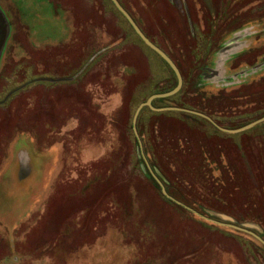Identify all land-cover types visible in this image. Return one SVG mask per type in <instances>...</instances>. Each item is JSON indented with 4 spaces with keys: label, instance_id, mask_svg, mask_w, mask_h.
<instances>
[{
    "label": "rangeland",
    "instance_id": "rangeland-1",
    "mask_svg": "<svg viewBox=\"0 0 264 264\" xmlns=\"http://www.w3.org/2000/svg\"><path fill=\"white\" fill-rule=\"evenodd\" d=\"M57 1L60 9H70L71 41L11 58L0 78V99L34 75L67 81L93 56L102 70L98 86L83 85L90 65L64 82L78 84L67 88L73 90L71 103L58 102L71 106L78 128L39 136L40 148L57 145L59 151L38 188L48 187L45 194L32 200L24 194L37 195L42 169L20 195L21 210L34 208L15 235L35 249V257H28L37 264H264V251L252 239L178 207L145 176L148 166L156 167L176 200L264 238V122L238 134L217 128L239 130L264 118V66L257 70L264 64V0H118L183 77L181 91L153 107L199 112L215 123L143 109L137 131L148 166L133 131L134 115L151 96L175 88L174 72L111 0ZM107 83L113 87L106 93ZM99 87L102 98L117 94V102L105 103L104 110V102H94ZM45 104L38 110L48 114ZM56 113L52 125L61 130L63 114ZM6 169L0 168V177ZM2 188L0 183V197ZM13 190L8 183L4 191Z\"/></svg>",
    "mask_w": 264,
    "mask_h": 264
},
{
    "label": "crops",
    "instance_id": "crops-1",
    "mask_svg": "<svg viewBox=\"0 0 264 264\" xmlns=\"http://www.w3.org/2000/svg\"><path fill=\"white\" fill-rule=\"evenodd\" d=\"M60 7L62 5L57 0H0V76L11 55L5 49V43L9 37L10 43L18 42V49L14 54L19 59L24 56L29 57L32 53L36 54L63 47L71 41L74 23L69 16L70 9H67L68 6L61 9ZM92 58L95 59L94 56ZM92 58L85 61L83 66L73 72L70 78H67L69 75L66 76L67 81L64 82L72 80L86 65H90L88 71L86 70L87 73L82 77L83 85L95 82L94 85L98 86L100 83L97 81V76L102 69H97L98 66L93 63ZM44 77L47 76L43 75L42 78L37 76L32 84H26L21 91L8 97L7 101L0 107V168H7L4 175L0 177V183L4 184L0 197L3 214L0 216L8 221L6 223L0 217V231H2L0 234V264H26L23 261L24 258L34 259L32 263L37 264V258L28 257V255L35 257V249H29L25 241L15 237L18 230L24 225L22 224L23 218L25 216L30 218L34 211L30 203V206L29 204L27 206H29V210L32 209L31 211L21 210L24 198L20 195L26 188L25 185L29 182L34 183L36 173L38 176L43 169V175L37 180L38 189L45 179L47 169L52 166L55 167L57 164L59 147L54 145L40 148L39 136L57 133L69 134L79 126V122L70 114L72 112L71 106L61 107L58 104L61 99H63L61 103L64 102V99H67V103L73 101V90L67 91V88H70L68 86H73L69 84L73 83L58 82L53 76ZM77 86L78 84L73 88ZM99 89L103 95L100 90L96 91L97 94L92 92L95 93L93 95L95 103L104 102L101 105L103 110L105 103L115 104L117 102L115 99L117 94L111 93L107 98H102L101 96H105V89L103 90L101 87ZM37 92H44L45 97L43 98L40 94L37 95ZM80 92L81 89L78 90L77 94L80 95ZM59 94L64 96L59 97ZM37 100H41L42 104H37ZM45 103H49L48 114L38 110L39 108L42 110V107L47 105ZM58 110L63 114V116L60 115V118L63 119L60 121L63 123L61 130H57V127L52 125V122L56 118L58 119L56 113ZM44 117H47L51 123ZM8 183H11L14 189L11 192L4 191ZM47 189L48 187L45 191L38 189L37 195L34 194L30 197L29 194H24L29 200L36 198V196L39 199ZM25 201L27 202V200ZM17 202L19 204L16 205ZM19 212L21 213L20 217H18ZM14 217L18 219H14ZM10 221L20 222L11 223Z\"/></svg>",
    "mask_w": 264,
    "mask_h": 264
},
{
    "label": "water",
    "instance_id": "water-1",
    "mask_svg": "<svg viewBox=\"0 0 264 264\" xmlns=\"http://www.w3.org/2000/svg\"><path fill=\"white\" fill-rule=\"evenodd\" d=\"M111 1L114 4V6L116 7V9L126 18L128 23L131 25V27L133 28L135 33L138 35V37L143 41V43L147 47H149L151 50H153L156 54H158L168 64V66L175 73L177 81H178V84H177L175 89H173L170 92L164 93V94H156V95L151 96L145 103H142L137 108V110L135 112L134 119H133V131H134L135 137H136V139L138 141V144L140 146V150L142 152V156H143L144 161H145V157L143 155V146H142L141 139H140L138 131H137V120H138V117H139V115H140V113H141V111L143 109L150 108L151 110L156 111V112H162V111L182 112V113H187V114L194 115V116L203 118L205 120H208L209 122H211L214 125H215V123L211 120V118H209V117H207V116H205V115H203L201 113L195 112V111L181 109V108L156 109V108L153 107V102L154 101L159 100V99H169V98H172L175 95H177L181 91V89L183 87V77L181 75L180 70L178 69V67L176 66L174 61L170 58V56L167 55L163 50H161L157 45H155L149 38H147V36L139 28L137 23L134 21V19L131 17V15L125 10V8L120 4V2L118 0H111ZM263 122H264V118L260 119L259 121L255 122V123H253L251 125H248V126L242 128V129L234 130V131L225 130V129L217 127V126L216 127L221 132H224V133H227V134H238V133L243 132L245 130L251 129L255 125H259V124H261ZM145 163H146V161H145ZM146 164L148 166V163H146ZM148 169H149V172L152 175V177L156 180V182L161 187L163 195L169 201L177 204L178 206H181L182 208L186 209L187 211L191 212L192 214L202 218L203 220H205V221H207L209 223H212L214 225H217V226H220V227H223V228H229V229L244 233L246 235H249V236L253 237L255 240H257L262 246H264V239L261 238V236H259L258 234L254 233L251 228L246 227V226L239 227V226H236L235 224H228V223H225V222H218L216 220L210 219L208 217H205V216L199 214L198 212H196L193 209L187 207L183 203L177 201L176 199H174L173 197H171L168 194L164 184L156 176V174L154 173V170L150 166H148Z\"/></svg>",
    "mask_w": 264,
    "mask_h": 264
},
{
    "label": "flooded vegetation",
    "instance_id": "flooded-vegetation-1",
    "mask_svg": "<svg viewBox=\"0 0 264 264\" xmlns=\"http://www.w3.org/2000/svg\"><path fill=\"white\" fill-rule=\"evenodd\" d=\"M16 42V43H15ZM11 44V45H10ZM5 49H7V51H9L10 53H11V55H10V58H9V61L7 62V65L5 66V69L3 70V72H2V74H1V76H0V78L3 76V73L5 72V70H6V68L8 67V65L10 64V59L11 58H14V59H19L14 53L17 51V49H18V42L17 41H14V42H12V43H10V37L9 38H7V41H6V43H5ZM30 57V56H29ZM22 59V58H21ZM21 59H19V60H21ZM261 66H259L258 68H257V70H258V72H260L261 70H262V67L264 66V64H260ZM264 69V68H263ZM35 77H33V80H32V82H29V83H27V85H29V84H32L36 79H37V75H34ZM26 84H24L23 86H20V88H18V89H14V90H12V91H10L8 94H6V97H4L1 101H0V104H3V103H5L6 101H7V99H8V97H10V96H12V95H15L17 92H19V91H21L22 89H23V87L25 86ZM253 231V230H252ZM262 238V237H261Z\"/></svg>",
    "mask_w": 264,
    "mask_h": 264
},
{
    "label": "trees",
    "instance_id": "trees-1",
    "mask_svg": "<svg viewBox=\"0 0 264 264\" xmlns=\"http://www.w3.org/2000/svg\"><path fill=\"white\" fill-rule=\"evenodd\" d=\"M122 15V14H121ZM143 42V41H142ZM166 63V62H165ZM167 64V63H166ZM168 65V64H167ZM171 69V68H170ZM172 70V69H171ZM175 74V73H174ZM176 76V75H175ZM177 84H178V81L176 82V85H175V88H176V86H177ZM104 86H106V87H104V89H105V91L106 92H110V90L112 91V84L111 85H108V83L107 84H104ZM108 88H110V90L108 89ZM174 88V89H175ZM173 98V97H172ZM169 99H171V98H169ZM159 100H162V99H159ZM165 100V99H164ZM157 101V100H156ZM155 102V101H154ZM153 102V103H154ZM182 109V108H181ZM168 112H172V111H168ZM199 113V112H198ZM185 114H187V113H185ZM188 115H190V114H188ZM194 116V115H193ZM197 117V116H196ZM138 142V141H137ZM153 170L154 171H156L157 172V168L156 167H153ZM146 178L149 180V181H153V182H155V184L156 185H158L159 186V184L156 182V180H154L153 179V177H152V175L150 174V173H147L146 175ZM161 188V187H160ZM167 190V189H166ZM161 192H162V189H161ZM163 194V193H162ZM169 194V193H168ZM170 195V194H169ZM171 196V195H170ZM165 197V196H164ZM172 197V196H171ZM167 199V198H166ZM175 199V198H174ZM168 200V199H167ZM169 201V200H168ZM178 201V200H177ZM171 202V201H170ZM180 202V201H179ZM173 203V202H172ZM182 203V202H181ZM175 204V203H174ZM184 204V203H183ZM175 205H177V204H175ZM184 205H186V204H184ZM178 206V205H177ZM187 206V205H186ZM178 207H180V208H182L181 206H178ZM187 207H189V208H191L190 206H187ZM182 209H184V208H182ZM191 209H193V208H191ZM185 211H187L186 209H184ZM194 211H196V212H198L197 210H195V209H193ZM187 212H189V211H187ZM189 213H191V212H189ZM199 214H201V215H203V216H205V217H208V218H210V219H213V220H216V221H218V222H220V220L219 219H217V218H213V217H210V216H208V215H206L204 212H198ZM192 214V213H191ZM194 215V214H193ZM196 216V215H195ZM216 226V225H215ZM234 232H236V233H238V234H242V235H245V236H247V237H249L250 239H252L254 242H256V244L260 247V248H262L263 249V251H264V246H262L257 240H255L253 237H251V236H249V235H246V234H244V233H241V232H237V231H234ZM254 233H256V234H258L256 231H253ZM259 235V234H258ZM260 236V235H259ZM262 237V236H261ZM263 238V237H262ZM264 239V238H263Z\"/></svg>",
    "mask_w": 264,
    "mask_h": 264
}]
</instances>
